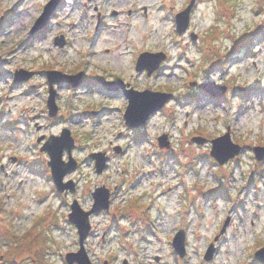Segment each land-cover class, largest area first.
<instances>
[{"label":"rangeland","instance_id":"374dc122","mask_svg":"<svg viewBox=\"0 0 264 264\" xmlns=\"http://www.w3.org/2000/svg\"><path fill=\"white\" fill-rule=\"evenodd\" d=\"M52 2L0 0V264H68L66 255L80 249L71 205L90 211L100 187L111 205L90 216L85 248L93 264H261L264 0H196L182 34L175 18L191 0H58L34 33ZM147 52L166 56L150 76L136 69ZM46 72L82 79L75 88L54 85L55 118ZM99 80L172 97L138 139L125 125L127 99ZM201 85L225 89L223 99L204 96ZM65 129L77 164L65 176L74 186L66 197L41 151ZM226 134L243 149L220 166L211 142ZM163 136L168 149L159 147ZM96 153L108 158L102 174L90 158ZM179 230L184 257L171 245Z\"/></svg>","mask_w":264,"mask_h":264},{"label":"water","instance_id":"95a60500","mask_svg":"<svg viewBox=\"0 0 264 264\" xmlns=\"http://www.w3.org/2000/svg\"><path fill=\"white\" fill-rule=\"evenodd\" d=\"M57 2L58 0H54V2L45 7L43 14L37 20L33 28L34 33L43 29L47 22L50 20L51 12L54 8H56ZM195 2L196 0H192L188 8L184 12L177 15L176 23L177 32L179 34H182L186 31L189 24V14ZM56 44L59 47H63L65 43L63 39H61L59 41L57 40ZM165 57V55L160 53H144L139 57L136 69L139 72L147 70L148 75L150 76L159 68L160 63L165 59ZM152 60H155L156 62L152 64V62H150ZM20 75L22 77L28 78L32 74L21 72ZM47 78L50 85V97L48 99L47 105L49 109V116L51 118H54L58 113V108L54 101V85L56 83H69L70 85H72V87H79V85H81L82 83V79L80 74L76 76H66L59 72H47ZM20 80V78H16L17 82ZM99 82L102 83V85L110 91L120 93L128 100V106L125 111L124 119L126 125L132 129H137L145 126L150 117L162 110V108L171 98V95L169 94L155 93L148 90L143 92L136 91L132 88H128L122 81ZM201 87L204 90L205 94H209V96L214 100L222 97L225 92V89H222L219 93H213L208 91V86L201 85ZM158 141L161 149H168L169 146L166 143V136L159 138ZM193 141L197 144H204L206 142V140L203 138H195ZM58 144L61 145L58 147ZM212 145L213 148L211 151V157L214 158L220 165H224L226 162H228L230 159H233L241 152V148L238 145L233 144L230 140L229 135L227 134L223 137L213 140ZM74 146L75 144L73 139L71 138L70 131L65 129L59 137L50 138V140L47 141L42 148V151L47 152L50 157L48 166L51 168L52 179L56 186V189L59 193H65V195L70 190L72 192L74 191L73 185L64 183L65 176L69 172L77 168L76 162L71 157ZM65 150H67L69 154L68 163H65L63 161V153ZM256 152H261L262 154H264V149H257ZM90 158L96 161L95 168L97 174H102L106 169V162L108 160L106 154L96 153L92 154ZM257 159L262 160L264 158L257 153ZM92 196L94 199V205L92 210L89 212H85L77 201H75L71 206L72 212L69 215V221L77 228L80 250L77 253L68 254L66 256V261L68 264H92L85 248V241L87 240L91 231L90 216L94 213H99L110 208L111 193L106 187H100L93 192ZM173 246L176 253L180 255V257L185 256V234L183 231H180L176 235ZM212 256L213 248L211 246L205 256V260L210 261L212 259ZM255 257L260 261V263L264 264V248L258 251L255 254ZM124 264H127V262H125Z\"/></svg>","mask_w":264,"mask_h":264},{"label":"trees","instance_id":"16d2710c","mask_svg":"<svg viewBox=\"0 0 264 264\" xmlns=\"http://www.w3.org/2000/svg\"><path fill=\"white\" fill-rule=\"evenodd\" d=\"M43 32H44V31H43ZM250 39H251V36L246 37L245 39L242 38L240 43H241V44H243L244 42H245V43H246V42L248 43ZM241 44H240V45H241ZM193 97H194V96H193ZM140 137H144V134L139 133L138 138H140Z\"/></svg>","mask_w":264,"mask_h":264}]
</instances>
